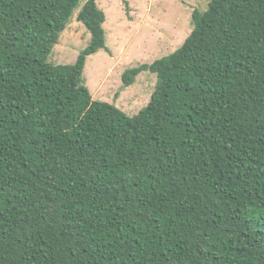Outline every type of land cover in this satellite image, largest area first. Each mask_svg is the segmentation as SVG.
<instances>
[{
    "label": "trees",
    "instance_id": "1",
    "mask_svg": "<svg viewBox=\"0 0 264 264\" xmlns=\"http://www.w3.org/2000/svg\"><path fill=\"white\" fill-rule=\"evenodd\" d=\"M82 0H0V264H264V0H211L135 117L93 99L89 56L48 59ZM126 2V0H124Z\"/></svg>",
    "mask_w": 264,
    "mask_h": 264
},
{
    "label": "rangeland",
    "instance_id": "2",
    "mask_svg": "<svg viewBox=\"0 0 264 264\" xmlns=\"http://www.w3.org/2000/svg\"><path fill=\"white\" fill-rule=\"evenodd\" d=\"M79 8L48 62L73 65L88 47L91 33L78 21ZM211 0H97L104 11L106 45L88 57L84 81L92 97L115 105L127 116L135 117L146 109L156 90L158 78L151 71L141 73L133 85L125 87L128 69L152 65L178 50L194 30V10L206 11Z\"/></svg>",
    "mask_w": 264,
    "mask_h": 264
}]
</instances>
